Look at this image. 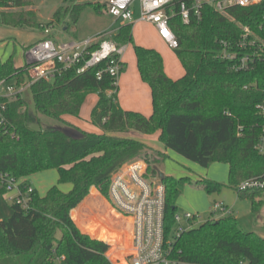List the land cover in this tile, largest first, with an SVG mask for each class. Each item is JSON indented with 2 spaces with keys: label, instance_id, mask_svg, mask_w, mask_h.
Instances as JSON below:
<instances>
[{
  "label": "trees",
  "instance_id": "1",
  "mask_svg": "<svg viewBox=\"0 0 264 264\" xmlns=\"http://www.w3.org/2000/svg\"><path fill=\"white\" fill-rule=\"evenodd\" d=\"M87 7L109 14L108 2L64 0L45 24L38 21L30 0H0V25L46 32L56 24H70L69 19L75 26ZM261 15L259 7L235 8L229 15L207 8L202 21L189 25L174 17L171 24L179 43L175 53L185 69L178 80L166 74L160 52L134 45L141 78L152 91L150 117L121 108L114 79L108 73L98 77L107 63L80 74L71 69L53 80L34 83L28 90L34 110L28 108L25 94L9 102L12 127L9 132L0 127V172L27 178L29 185L33 175L56 170L58 183L70 184L72 189L64 192L53 186L44 196L34 189L27 211L0 197V264H113L107 255L110 245L82 231L113 244L111 255L117 259L120 231L113 234L111 224L103 227L89 220L90 210L109 213L110 209L95 193L86 199L93 187L109 197L113 174L150 151L138 140L115 136L119 133H160L164 147L187 160L203 167L224 163L234 190L251 178H264V157L256 150L264 127V117L257 108L264 102V61L253 71L236 72L220 58V42H234L241 34L240 26L255 28ZM49 37L53 38L52 34ZM109 38L118 45L134 44L133 25H123ZM13 78L19 84L29 82L27 66L16 67L14 55L0 62V81ZM110 91L115 94L110 95ZM92 94L99 96V102L91 122L102 134L86 132L65 120L66 116L80 117ZM44 118L59 126L44 128ZM144 159L148 176L159 177L165 186L164 246L172 260L186 264H264V238L243 230L232 213L218 220L208 219L175 238L177 199L193 182L187 177L161 175L158 161H150L147 153ZM196 185L208 194L225 188L209 180ZM238 195L251 199L254 211L259 212L262 202L256 198L263 196L264 190Z\"/></svg>",
  "mask_w": 264,
  "mask_h": 264
},
{
  "label": "built area",
  "instance_id": "2",
  "mask_svg": "<svg viewBox=\"0 0 264 264\" xmlns=\"http://www.w3.org/2000/svg\"><path fill=\"white\" fill-rule=\"evenodd\" d=\"M109 14L125 24L139 22L153 25L159 37L173 50L179 46L178 38L171 21L180 17L186 25L193 21L200 22L207 8L229 15L235 8L259 7L261 21L255 27L241 25V34L234 42L222 40L220 58L231 64L236 72L253 71L259 62L264 61V0H108ZM137 7L139 10H137ZM138 14V18H136ZM52 30H47L46 37L33 44L26 51L27 73L29 82L19 84L17 78L0 81V127L9 132L12 123L9 118V102L41 80H53L64 71L77 69L84 73L103 63L105 70L118 86L122 71L125 70L123 57L127 45H118L109 35H99L79 40L57 42L50 38ZM115 91H110L114 95ZM264 117V102L258 105ZM256 150L264 157V127ZM148 163L134 159L124 164L111 178L109 204L118 217L128 221L132 228V243L129 251L131 264H186L172 260L164 246L165 186L162 180L148 176ZM34 186L27 178H17L13 174L0 172V197L11 205H17L27 211L32 201ZM252 189L264 190V178H251L239 185L237 193ZM224 204L215 203L212 217L219 218L231 214ZM197 214L186 213L175 216L174 237L197 227Z\"/></svg>",
  "mask_w": 264,
  "mask_h": 264
},
{
  "label": "rangeland",
  "instance_id": "3",
  "mask_svg": "<svg viewBox=\"0 0 264 264\" xmlns=\"http://www.w3.org/2000/svg\"><path fill=\"white\" fill-rule=\"evenodd\" d=\"M34 11H37L38 21L40 23H49L57 10L63 6L64 0H30ZM102 3L109 2L108 0H101ZM30 10V9H29ZM137 10L139 8L137 7ZM17 11V10H10ZM139 15L136 14V17ZM70 24L59 25L56 24L52 30L53 39L57 42L69 41L70 39H85L90 37H96L98 35H109V31L120 29L125 25L122 21H115V19L110 14H98L91 7H87L83 10L78 23L74 26L71 20H68ZM69 27V30H65ZM106 32V33H105ZM41 31L38 30H27L21 28H9L3 27L0 25V56L6 54V58H9L10 55L14 54V60L19 65H25V56H24V45L33 44L34 42L40 40ZM44 33V32H43ZM134 44H129V50L126 53V58L130 62L133 52L131 47L134 48V45L138 43L144 45H152L156 47H164L160 42V38L157 34L156 28L149 24L143 23L135 24L133 28ZM8 43V44H7ZM170 48V47H169ZM15 50V51H14ZM162 50V49H161ZM163 57L168 66L178 65L181 67L180 62L176 58L175 50L167 49L163 50ZM183 69V68H182ZM184 72V69H183ZM25 99L28 102V108L34 110V101L32 94L27 90L25 92ZM91 105V102L88 106ZM88 107L83 111V115L87 116ZM43 127L47 128L49 126H59L55 121L43 119ZM86 124V123H85ZM115 136L121 138H131L138 140L145 145L148 144L147 136L138 133V132H127L119 133ZM150 141V139L148 140ZM154 144V142H153ZM155 146L149 147L150 151L145 152L149 154V159L153 163H156V166L159 167L160 171L165 175L174 176L178 179L187 177L190 178L193 182V185H186L182 189V193L177 199L178 214L184 215L186 213H195L200 219L196 221L197 224H201L208 219L218 220L222 217H212V207L215 203H222L225 207L232 212L233 216L238 220L240 227L246 232H253L264 238V195L257 197V202H262L259 212H255L253 209V202L249 198L239 197L236 190H234L229 185V167L224 163H215L211 164L209 167H203L197 163H194L190 160L185 159L184 157L176 154L173 151L166 150L161 142L154 144ZM167 153V154H166ZM141 154L138 160L147 161L144 159V155ZM209 180L217 183H221L225 186L220 192L208 194L203 190L202 187H198L196 184L199 181ZM29 181L32 183L34 188L36 187L40 194L44 195L46 192L53 186H58L62 191L69 192L72 189L70 184H59L58 183V173L56 170H51L47 172L38 173L29 178ZM201 184V183H200ZM99 196L106 206L110 209V212L102 211L99 209H92L89 211V220L95 225L100 223L101 226L107 227L110 224L112 225L113 234L119 233L120 231V253L117 256V259H114L111 255L114 245L109 241L100 239L98 237H93L85 232H83L80 227L79 229L82 233L88 235L92 239L101 240L110 245V251L108 252V257L113 264H131L129 251L126 249L130 247L132 241V228L128 221L123 220L118 217L115 211L109 204V197L104 196L99 190L95 187L92 188L90 195L87 197L88 200L93 194ZM85 200V201H86ZM84 201V202H85ZM83 202V203H84ZM82 203V204H83ZM81 204V205H82ZM81 205L75 209L78 210ZM72 211V217L73 212ZM109 214V215H108ZM79 216V215H78ZM74 221L75 217H73ZM120 221H122L120 223ZM128 224V225H127ZM121 225V226H120ZM126 226H128L126 228Z\"/></svg>",
  "mask_w": 264,
  "mask_h": 264
},
{
  "label": "crops",
  "instance_id": "4",
  "mask_svg": "<svg viewBox=\"0 0 264 264\" xmlns=\"http://www.w3.org/2000/svg\"><path fill=\"white\" fill-rule=\"evenodd\" d=\"M136 18H138V17H136ZM135 24H141V22L135 23ZM135 24H133V28H134ZM65 30H67V28ZM118 30L119 29L113 30V31H109L107 33H109V36H110V35L116 33ZM51 34H52V31H51ZM157 34H158V32H157ZM41 35L42 36H41L40 40H42V39H44L46 37V33L45 32L44 33L42 32ZM79 39L80 38H78L76 40H79ZM40 40H38V41H40ZM70 40H75V39H70ZM38 41L34 42L33 44L37 43ZM159 42H160L159 44H161V42H162V45L164 47H159L158 48L156 46H152V45H149V44L148 45H144V44H141V43H138L137 45L145 47V48L155 49L158 52H160V54L162 55L163 54V50L167 51V49H170V48L161 38H160ZM33 44L29 43L27 45H24V56H25V65L24 66H26V63H27L26 54H25L26 53V48L32 46ZM131 49H132V52H133V54H132L133 56L131 57V61L129 62L127 60V58H126V53L129 50V45H127V50H126V53H125V55L123 57V61H124L125 65H126V68H125L124 72L121 74V76L119 78V82H118V87H119L118 103L121 106V108H123L126 111L139 112V113H142L143 115H145L147 117H150L152 115V113H153L152 91H151L150 86L142 80L140 72H139V69H138V63H137V57H136V54H135V50H134L133 47H131ZM13 53H15V52H13ZM13 53L10 55V57L14 55ZM5 55L6 54H3V55L0 56V62H6L10 58V57L6 58ZM162 57H163V55H162ZM176 58L179 61L177 56H176ZM163 59H164V57H163ZM14 61H15V66L16 67H24V66L19 65L18 63H16V60H14ZM180 64H181V62H180ZM164 66H165L166 74L170 78H172L173 80H178V79L182 78L185 75V69L183 68L182 64H181V66L184 69V72H183V69L181 67H178V65H176V66L172 65L171 67L170 66L167 67L165 59H164ZM90 102H91V105L88 106V104ZM98 102H99V96L98 95H96V94L89 95L87 100H86V102H85V104H84V106L82 107L80 117L66 116L65 120L67 122H69L70 124L80 128L81 130H84L86 132L95 133V134H102L101 130L99 128H97L96 126H94L92 124V122H91L92 111H93V109L95 108V106L97 105ZM86 107H88L87 116L83 115V111L86 109ZM159 136H160V133H157V134H155L153 136H147L148 140L150 139V141L147 140V142H148L147 145L155 146L154 144H156V141L160 142L159 141ZM153 142H154V144H153ZM159 173L161 175H165L161 171ZM58 179H59V176H58ZM35 189H37V188L35 187ZM193 214H195V213H193Z\"/></svg>",
  "mask_w": 264,
  "mask_h": 264
}]
</instances>
